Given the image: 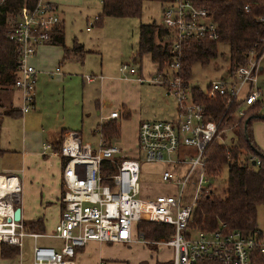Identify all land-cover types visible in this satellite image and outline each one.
I'll list each match as a JSON object with an SVG mask.
<instances>
[{"label":"built area","instance_id":"built-area-1","mask_svg":"<svg viewBox=\"0 0 264 264\" xmlns=\"http://www.w3.org/2000/svg\"><path fill=\"white\" fill-rule=\"evenodd\" d=\"M1 1V0H0ZM160 23L170 34L168 61L157 63V69L148 79L164 87L166 94L173 96L176 113L172 120L145 119L136 127V145L140 157H125L120 147L112 141L106 142L102 132V121L96 128L94 144L82 142L75 131H66L56 144L44 142L41 152L53 153L61 159L59 195L60 213L50 233L26 231L22 222L13 219L14 206L10 202L8 211L0 215V243L22 245V237L33 240L32 264H75L74 255L88 240L106 243L168 245L172 248L170 264H251L255 253L263 256L264 233L260 230L243 234L238 230H227L221 223L211 230L197 229L189 225L192 207L202 193H209L211 186L204 173L205 149L211 139H221L220 132L233 124H222L220 118L210 116L204 105L193 99L189 80L180 73V48L185 39L217 37L212 14L193 0H165ZM244 11L248 5H243ZM94 16V21L96 20ZM264 26V14L255 17ZM61 23L56 6L45 0H33L29 8L10 22L7 36L17 46L12 87L18 93V110L25 113L32 109L34 101L35 68L29 58L37 46L49 42L52 33ZM264 51V38L260 49H250L245 63L238 65L226 76L211 80L204 95L225 98L224 111L229 122L239 121L248 106L258 102L264 108V91L257 85L258 62ZM126 68V65H121ZM129 73L135 68L128 67ZM50 74L58 73V67ZM89 82L93 77L85 76ZM141 80V77H137ZM112 110L106 118H117ZM183 146L194 147L193 155H184ZM183 154V157H181ZM115 159H118L115 161ZM170 163L174 168L186 165V170L177 174L163 168L160 179L177 186L173 194L151 195V187L139 182L140 162ZM253 164L258 158L250 157ZM195 172L196 179L190 181L194 191L190 201L182 203L183 189ZM18 190V189H17ZM16 190V191H17ZM15 191V193H16ZM10 221H6V216ZM139 221L172 225L168 237L145 238L137 229ZM53 237L59 240L53 245H37L38 237Z\"/></svg>","mask_w":264,"mask_h":264},{"label":"rangeland","instance_id":"rangeland-1","mask_svg":"<svg viewBox=\"0 0 264 264\" xmlns=\"http://www.w3.org/2000/svg\"><path fill=\"white\" fill-rule=\"evenodd\" d=\"M75 2L64 9L62 14L60 13L62 15L63 44L67 48L76 45L80 49L76 54H71L62 60L59 58L53 62L47 59L44 62L45 67L38 73L35 81V106L38 102V107L35 113L31 114L30 112L26 128L38 129L44 142H54V138H58L61 128H65L66 131L78 132L82 142L94 144L96 140L94 130L97 125L104 115L115 110L119 113V117L116 118L119 124V135L118 138L116 136L111 141L121 148L120 154L125 157L138 158L141 153L134 141L136 121L138 119L172 120L176 113V102L173 96L166 94L163 86L145 78L146 73L154 67L147 55L143 54L140 57V63L138 58L135 61L132 60L135 55L138 24L153 21L160 23L161 10L164 5L156 0H142L139 17H114L101 14L100 0H75ZM94 16H99V20L94 21ZM216 51V55L206 64L201 65L194 62L191 65L188 78L191 86H196L204 91L211 80L226 76L229 52L227 43L218 42ZM123 64L126 65L124 69L121 68ZM139 64H141L144 78L143 81L135 82L131 79L135 75L128 74L127 69L129 66L138 69ZM55 65L58 67V74L64 76L63 79H56L54 74L48 73L50 68ZM85 76L93 77L94 81L86 82ZM8 97L11 98L9 92L2 98L3 104H7ZM1 110L2 107H0ZM122 110H128V115L124 117ZM20 117L18 115H3L0 119L1 133L4 135L7 147L11 146V148L17 149L22 136L17 125ZM221 136L224 143L229 144L233 131L227 129ZM30 137L33 135L30 134ZM183 150L184 155H193L194 147L183 146ZM2 161L0 160V163ZM48 161L49 165L34 161L32 158V164L29 166L41 171L42 167L48 165L49 168H52L51 165H53L56 167L54 170L56 173H53L54 171L52 173L57 175L60 169L59 162L57 160L50 161V159ZM163 168L180 174L186 170V165L183 164L176 169L170 163L140 162L139 182L141 185L151 187V195L173 194L177 190L176 184L160 179ZM226 177V165H222L217 175L208 177L207 182L212 188V193L224 195ZM192 179L193 181L196 179L195 172L191 173L182 191L183 204L190 201L194 191V185H190ZM59 189L61 192L60 186ZM28 190L32 195H35V202L37 200L35 197H41L38 189L36 194V189H24L28 203H32L31 199L28 200ZM58 193L59 190H57V196ZM14 197H16V193L15 196H11V199ZM14 200H11L13 205H15ZM49 200L56 204V208L52 203L46 204L47 201L44 199L41 204H37L40 214L42 212L48 214L44 227L45 233H50L53 230L55 224L50 217H54L58 213V202H60L58 199L56 202L55 197ZM46 207L48 208L44 211L43 209ZM37 213L38 209L35 214ZM256 227L264 233V210L261 205L256 207ZM21 241L20 251L16 249L12 257H0V264H32L33 240L30 236H23ZM58 242L59 240L53 237L42 236L36 239L37 245H55ZM105 243H102L98 251L104 264H139L141 261L144 264H154L155 260L170 261L172 256V248L168 245L142 244L141 242Z\"/></svg>","mask_w":264,"mask_h":264},{"label":"trees","instance_id":"trees-1","mask_svg":"<svg viewBox=\"0 0 264 264\" xmlns=\"http://www.w3.org/2000/svg\"><path fill=\"white\" fill-rule=\"evenodd\" d=\"M142 0H100L101 14L114 17H139ZM165 1V0H156ZM197 5L206 8L212 14L217 32L213 40L206 38H189L182 40L180 48V73L183 78L190 76V67L194 62L206 64L216 55L218 42L228 45V69L231 73L235 67L245 63L248 51L260 49L264 38V26L255 17L264 14V0H193ZM33 0H1L0 1V119L3 115H20L18 110V93L12 87L14 62L17 46L7 36L10 22L23 8H29ZM248 5L244 11L243 5ZM99 20V16H96ZM50 41L60 44L63 58L76 54L80 47L67 48L63 44L62 24L54 30ZM170 34L161 23H139L137 26V43L134 58L148 53L152 62L159 66L168 61ZM81 51V50H80ZM11 93L6 103L2 98ZM193 99L202 103L210 116L220 118L222 124H233L231 143L226 144L214 136L205 149L204 173L214 177L226 165L227 177L223 196L212 192L202 193L196 199L189 225L197 229L211 230L222 223L227 230H238L243 234H252L259 230L256 227V207L264 210V153L256 146L252 137L254 121H264V113L260 111L258 102L248 106L244 116L237 122H229V115L224 111L225 98L222 95L207 97L196 87H191ZM124 117L128 113L122 114ZM1 121V120H0ZM1 130V126H0ZM101 132L106 142L118 134V123L109 119L101 124ZM223 132H220L222 135ZM222 138V136H221ZM2 149L0 148V151ZM250 157L258 158L257 164H251ZM118 159H115V161ZM26 231L41 232L40 219L23 223ZM137 229L145 238L168 237L172 233V225L148 221H139ZM0 244V257H12L16 245ZM154 264H170L167 261H155ZM251 264H263V256L255 253Z\"/></svg>","mask_w":264,"mask_h":264},{"label":"crops","instance_id":"crops-1","mask_svg":"<svg viewBox=\"0 0 264 264\" xmlns=\"http://www.w3.org/2000/svg\"><path fill=\"white\" fill-rule=\"evenodd\" d=\"M45 1L50 2L56 6L59 12V17L61 19V22H62V18H61L62 15H60V13L62 14L64 9H66L69 5L76 3L75 0H45ZM136 43H137V39H136ZM144 54L147 55V57L150 59V55L148 53H144ZM59 58L60 60L64 59L62 46L52 41L39 44L35 52L33 53V55L29 58L30 64L33 65L35 68L34 101H33L32 109L22 114L19 112L20 113L19 116L21 117L17 125L19 126V130L22 136H21L20 141L18 142L17 149L11 148V146L9 147L6 146L4 135L3 133H1V130H0V148L2 149L0 151V160H3L0 163V174L8 176V177H12V179L16 181L17 186H18V190L16 191V197L12 199L10 198L9 201L11 202V200L15 199L14 206L19 207V220L22 222V224L27 221L40 219L41 225L43 227V230L41 232L43 233H45L44 227L46 226L45 221H47L48 219V214L46 212H42V214H40L39 205L37 206V204H41L43 199L44 201H47L46 204L52 203L49 200V199H52V197H55L56 202H57V199L59 201V193H60L59 174H60V169H61V159L56 154L41 152V146L44 143V141L42 137L40 136L38 129L36 130L35 129L31 130L30 128L27 129L26 122H27L30 112L31 114L35 113L38 107V102H37V106H35V81H36L38 73L42 71V69L45 67L44 62L47 59H50L51 61L54 62L58 60ZM135 59L136 58H134L133 56L132 60L135 61ZM138 61L140 63V58L138 59ZM150 62L154 65V67H152L151 71L146 73L147 75L145 76V78H147V80L156 71L157 66H158L157 63L152 62L151 59H150ZM55 67H57V65H55L53 68H50V71H53ZM135 71H136L135 73H129L127 70V73L132 76L135 75L134 78H131L135 82L143 81L144 76L142 75L141 64H139L138 69L135 68ZM48 73L50 74V72ZM53 74L56 77V79L64 78V76L61 74H58V73H53ZM138 76L141 77V80L137 79ZM91 81H94V78ZM257 85L262 91H264V51L261 54L259 58V62H258ZM262 110H264V108ZM108 113L104 115V117L101 119L102 122L112 119V118H106ZM123 113H128V110H122V114ZM262 113H264V111ZM112 120L116 121V118H113ZM141 120H145V119H138L136 121L135 132H134L135 144H136V127H137L138 122ZM64 132H66L65 128H61V132L59 133L58 138L56 139L54 138V142H51V143L53 144L58 143L60 139L62 138V135ZM30 134L33 135V137H30ZM118 135H119V124H118L117 138H118ZM252 137H253V141L256 144V146L260 149L262 153H264V121H254L253 122ZM32 158L34 161L37 160L38 162L48 163V165L50 164L48 161L49 159L50 161L57 160V162H59L60 164L59 173L57 175L56 174L53 175V173H56L54 171L56 170V167L53 165H51L53 169L49 168L47 165L46 167H42L41 171L36 170L35 167H30L29 165L32 164L31 162ZM52 171L54 172L52 173ZM57 183H58V189H57ZM24 189H36L35 194L38 189V191H40L39 195L41 197L40 198L35 197V199H37L35 202L34 201L35 195H32L28 190V200L29 199L32 200V203L30 204L26 200ZM45 189H52V190L46 191ZM57 190H59L58 196H57ZM22 191H23V196H22ZM58 204H59L58 213H56L54 217H50V219L54 222V224L56 223L59 217V213H60V202H58ZM53 206L54 208H56L55 203L53 204ZM32 207H33V210H31ZM48 207L44 208L43 210L45 211ZM37 209H38V213L35 214ZM136 242L138 241H134L132 243H136ZM59 243L60 242H58L57 244L53 246L57 247ZM102 243H105V242H101L98 240H88L82 247L76 250L75 255H74L75 264H104L98 252L99 247L102 246ZM139 264H144V263L143 261H141Z\"/></svg>","mask_w":264,"mask_h":264},{"label":"bare ground","instance_id":"bare-ground-1","mask_svg":"<svg viewBox=\"0 0 264 264\" xmlns=\"http://www.w3.org/2000/svg\"><path fill=\"white\" fill-rule=\"evenodd\" d=\"M17 189V183L12 177L0 176V215L7 213L10 202L5 199L15 196V191Z\"/></svg>","mask_w":264,"mask_h":264},{"label":"water","instance_id":"water-1","mask_svg":"<svg viewBox=\"0 0 264 264\" xmlns=\"http://www.w3.org/2000/svg\"><path fill=\"white\" fill-rule=\"evenodd\" d=\"M251 164H253V161H251ZM12 217H13V219H15V220H18V219H19V207H18V206L14 207ZM5 220H6V221H10V217L7 215V216L5 217Z\"/></svg>","mask_w":264,"mask_h":264}]
</instances>
